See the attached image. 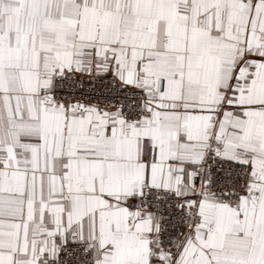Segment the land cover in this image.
<instances>
[{
	"label": "snow or ice",
	"instance_id": "snow-or-ice-1",
	"mask_svg": "<svg viewBox=\"0 0 264 264\" xmlns=\"http://www.w3.org/2000/svg\"><path fill=\"white\" fill-rule=\"evenodd\" d=\"M0 264H264V0H0Z\"/></svg>",
	"mask_w": 264,
	"mask_h": 264
}]
</instances>
